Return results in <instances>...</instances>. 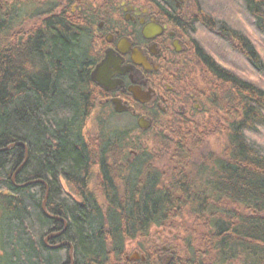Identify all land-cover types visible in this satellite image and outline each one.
Wrapping results in <instances>:
<instances>
[{
  "label": "trees",
  "instance_id": "trees-1",
  "mask_svg": "<svg viewBox=\"0 0 264 264\" xmlns=\"http://www.w3.org/2000/svg\"><path fill=\"white\" fill-rule=\"evenodd\" d=\"M194 1L208 115L129 169L99 114L90 26L51 0L0 1V264H71L62 243L74 264H165L158 230L185 232L168 264H264V0ZM41 181L67 223L48 242L64 226Z\"/></svg>",
  "mask_w": 264,
  "mask_h": 264
},
{
  "label": "flooded vegetation",
  "instance_id": "flooded-vegetation-1",
  "mask_svg": "<svg viewBox=\"0 0 264 264\" xmlns=\"http://www.w3.org/2000/svg\"><path fill=\"white\" fill-rule=\"evenodd\" d=\"M57 12L90 26L95 56L90 76L99 114L131 121L117 126L128 143L121 167L176 145L180 135L205 120L208 92L188 30L199 16L194 0H64ZM101 65L96 82L92 73ZM164 250L176 253L171 244Z\"/></svg>",
  "mask_w": 264,
  "mask_h": 264
},
{
  "label": "rangeland",
  "instance_id": "rangeland-1",
  "mask_svg": "<svg viewBox=\"0 0 264 264\" xmlns=\"http://www.w3.org/2000/svg\"><path fill=\"white\" fill-rule=\"evenodd\" d=\"M0 1H4V0H0ZM62 1H64V0H51L50 4H54V3L57 4V3L62 2ZM44 9L46 10V8H44ZM130 122L131 121L128 117H125V118H123V117L117 118L116 117V118H113L109 122V125H116V126L121 127V125H123L125 123V126H131ZM223 144H224V138H222L221 135L212 136V137L207 139L205 148H204L202 153H206V151H208V150L220 151L221 148L223 147ZM156 152L157 151H155V153ZM93 180H95V179H93ZM93 183H95V182H93ZM189 224H190V222H189ZM181 233H179L177 231H173V230H163V231L158 230L157 232H154L152 236H153V239L159 245H161L163 247H166V246L168 247L171 244L175 248L176 242L178 240L177 236H178V238H182L185 236V234H184L185 232L184 233L181 232ZM166 239H167V241H166ZM135 252H137V243L129 244L126 256H133V254ZM163 260H164L165 264H168L172 260V253L170 251H168L165 254Z\"/></svg>",
  "mask_w": 264,
  "mask_h": 264
},
{
  "label": "water",
  "instance_id": "water-1",
  "mask_svg": "<svg viewBox=\"0 0 264 264\" xmlns=\"http://www.w3.org/2000/svg\"><path fill=\"white\" fill-rule=\"evenodd\" d=\"M102 66H103V65L97 67V68L95 69V71L92 73V79H93L94 81H96V82L98 81L97 78H98L99 72L101 71ZM117 111H118V112H122L123 110H121L120 108H119V109L117 108ZM23 146H24V145H23ZM13 147H15V145H12V146L6 148L5 150H9V149H11V148H13ZM25 148H26V147H25ZM0 151H4V150H0ZM27 157H28V150H27V148H26V156H25L24 164H25L26 161H27ZM24 164H23V165H24ZM23 165H22L21 167H23ZM20 170H21V168H19V170L17 171V173H18ZM17 173H16V175H17ZM13 181H15V177H14ZM39 183H43V184L46 186V188H47L46 197H45V201H44V204H43V211L45 212V214H46L50 219H54V220L60 221V222H62V224H63V226H64V229L62 230V232H59V233H57V234H52V235H50V236L46 239V242H48V241L51 240V239H55V238L60 237V236L66 231V229H67V223H66L63 219H61V218H57V217H52V216H50V215L47 213V210H46V204H47V199H48V194H49V191H48V190H49V189H48V185H47L46 183L42 182V181L39 182ZM29 184H32V183H28V184H26V185H29ZM26 185H25V186H26ZM62 246H69V248H70V253H69L70 262H71V264H74V248H73V246H72L70 243H62L61 245H58V246L53 247V248H60V247H62ZM126 260H127V261H131V262H136V261H143V262H145V261H146V258H145L144 256H141L138 252H135V253L133 254V256H127V257H126Z\"/></svg>",
  "mask_w": 264,
  "mask_h": 264
}]
</instances>
